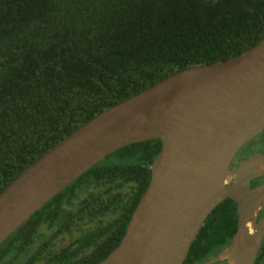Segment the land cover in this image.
Returning <instances> with one entry per match:
<instances>
[{
    "label": "trees",
    "instance_id": "obj_1",
    "mask_svg": "<svg viewBox=\"0 0 264 264\" xmlns=\"http://www.w3.org/2000/svg\"><path fill=\"white\" fill-rule=\"evenodd\" d=\"M263 36L264 0H0V192L102 109L181 69L234 57ZM160 147L157 138L129 143L85 170L0 243V264L104 258ZM53 226L79 234L48 253ZM236 227L228 197L208 214L184 263L218 252ZM255 264H264V239Z\"/></svg>",
    "mask_w": 264,
    "mask_h": 264
},
{
    "label": "water",
    "instance_id": "obj_2",
    "mask_svg": "<svg viewBox=\"0 0 264 264\" xmlns=\"http://www.w3.org/2000/svg\"><path fill=\"white\" fill-rule=\"evenodd\" d=\"M264 130V36L112 104L56 142L0 192V243L85 170L129 143L160 139L150 179L118 244L94 264H182L208 214L236 203L229 243L205 262L253 264L264 236V151L230 162Z\"/></svg>",
    "mask_w": 264,
    "mask_h": 264
},
{
    "label": "flooded vegetation",
    "instance_id": "obj_3",
    "mask_svg": "<svg viewBox=\"0 0 264 264\" xmlns=\"http://www.w3.org/2000/svg\"><path fill=\"white\" fill-rule=\"evenodd\" d=\"M263 151H264V130H262L259 134H257L253 138H251L240 149H238L236 151V153L234 154V156H233V158H232V160L230 162V165H232V164L238 165V163H239V161L241 159H245L247 156H249L251 154H254V153H257V152H263ZM262 182H264V175H262V176H260L258 178L252 179L250 187L256 186V185H258V184H260ZM263 215H264V209L260 207L258 209V211H257V214H256V221H258ZM82 222H86V221L83 220ZM78 224H79V222H78ZM81 227H82V225H81ZM50 228H52L51 229L52 230L51 234L53 233L54 230L56 232L51 235L53 237L50 238V240H49L50 243L47 244L49 246V248L47 247V249L49 250L48 253L56 251V250L60 249L61 247H64L66 245L71 244V241H73L75 235L79 234V230H78L77 227H73L71 233H69L67 229L59 230L58 228H56V226H53V227H50ZM84 228L85 227H83V229ZM263 239H264V236H263ZM263 239H262V241H263ZM58 240L63 241L64 244L57 246ZM75 245L76 244H72V246H75ZM261 245H262V242L260 244L259 250L261 248ZM225 246H223L221 249H223ZM259 250H258V252H259ZM218 252L214 253L213 255H210L207 258H203V259L202 258H197V259H195L193 261H190L188 263H184V261H185V259H184L182 264H193L195 262L196 263L205 262L208 259H210L212 256L216 255ZM258 252H257V255H258ZM257 255H256V258H255V261H254L253 264L256 263ZM210 264H227V259L224 258L222 260H219V261H216V262H213V263H210Z\"/></svg>",
    "mask_w": 264,
    "mask_h": 264
},
{
    "label": "rangeland",
    "instance_id": "obj_4",
    "mask_svg": "<svg viewBox=\"0 0 264 264\" xmlns=\"http://www.w3.org/2000/svg\"><path fill=\"white\" fill-rule=\"evenodd\" d=\"M43 235H44V236H42V238L40 239V241L43 240V239H45V238H48L47 233H44ZM63 244H64L63 241L58 240V242H57V246H59V245H63Z\"/></svg>",
    "mask_w": 264,
    "mask_h": 264
}]
</instances>
